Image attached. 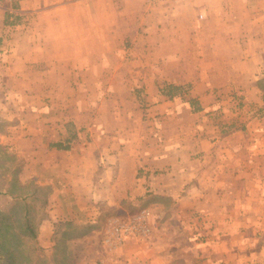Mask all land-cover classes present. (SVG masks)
Instances as JSON below:
<instances>
[{
  "label": "crops",
  "instance_id": "1",
  "mask_svg": "<svg viewBox=\"0 0 264 264\" xmlns=\"http://www.w3.org/2000/svg\"><path fill=\"white\" fill-rule=\"evenodd\" d=\"M0 39V115L16 117L0 181L27 200V240L63 264L92 245L119 264H264V0H0ZM137 82L147 97L184 85L195 106L175 97L143 121L116 100ZM151 207L206 222L183 244ZM134 217L146 230L117 229Z\"/></svg>",
  "mask_w": 264,
  "mask_h": 264
},
{
  "label": "rangeland",
  "instance_id": "2",
  "mask_svg": "<svg viewBox=\"0 0 264 264\" xmlns=\"http://www.w3.org/2000/svg\"><path fill=\"white\" fill-rule=\"evenodd\" d=\"M84 23H87L88 25L93 24L92 19H88L87 21H85ZM96 24L99 22H95ZM94 23V24H95ZM97 35L101 36V37H105V39H108L109 37V41L115 45H118V37L115 40H111L110 37L112 36H103L106 34H102V33H98ZM113 38V37H112ZM114 39V38H113ZM2 39H0V55L2 53H4V50L2 48ZM86 68L87 72H93V69L95 66H84ZM117 83V88H119L121 86V84L119 82ZM159 84H161V91L159 93L160 96L157 95H152L150 97H147V90H146V84L144 82H137L136 86L133 85V89L135 90L134 92H131V96L130 97H126L125 101H122L120 97H116L117 100V105L118 106H124V105H129L131 104V101L134 103L135 108L139 110V112L141 113V116L143 117V121H147L148 120V113H147V109L152 106V105H158V104H163V103H167V104H171L173 103V99L176 97H181L182 102H187L190 103L192 105V107L195 106L194 101L192 100L191 97H189L187 94H184L186 92V86L184 85H175L173 83H169V82H160ZM107 85V82H104V86ZM171 85H175V86H179L180 88L178 90H176L177 92L174 93L173 95H169L171 93L174 92L173 89H171L169 86ZM143 86V87H141ZM106 88V87H104ZM122 89V86H121ZM168 93V94H167ZM102 101L101 103L107 104V101L111 98H108V96L102 97ZM93 100H97L95 97L92 98H84L85 104H89L91 103ZM230 100H232L231 102H233L232 106H239L241 104H243L242 99L239 98H230ZM120 103H122V105H120ZM245 104V102H244ZM143 114V115H142ZM13 113L10 112V110L5 111V115L1 116L0 115V135H4L6 133H8L11 130L12 125L16 122V117H12ZM149 127H151L149 125ZM7 175V172H4L2 174V178H4L3 176ZM1 179V177H0ZM3 180V179H2ZM33 180V179H32ZM3 186V188H0V190L6 189L5 187L7 186L5 181H0V186ZM9 187H10V183H9ZM28 188H17V190H19V192L23 191L26 193ZM9 198L8 196H2L0 195V206H6L8 207L11 203L9 202ZM153 215L157 216L158 221H160L159 218H161V214L163 213V211L165 210H153V208L151 207ZM169 212H172L171 209L169 208L165 213L164 216L166 219H168L169 221L166 223V225L164 226L166 228L167 232H171V234L176 235L177 233H180L181 239H180V243L186 244L185 241L183 240L186 236H191L195 233L198 232V230L200 231L202 227H204V220L200 218H198V222L201 223V225H196L197 227L195 229H193V227H189L187 224L185 225H181L180 227L177 228L176 224H171V215L169 214ZM160 215V217H159ZM185 221V220H184ZM158 226H161V222H158L157 224ZM177 230L179 232H177ZM183 236V237H182ZM24 238H22V241L15 243V246H17L20 250L18 253L19 259L16 258V260L14 261L13 264H63L62 263V256L60 255V252H62V249L60 246L58 245H52V243L54 242H48L47 245L45 247H40L38 242L32 241V240H27ZM166 236H163V239H165ZM170 238V236H169ZM70 240H73V238H70ZM72 242L71 244L73 246H76V240L74 239L73 241H69ZM143 249H146L143 247ZM33 251V252H32ZM35 251H37L35 253ZM83 251V252H82ZM82 251L80 252H76L74 253V256L71 259H69L71 261V264H119V263H115V260H113L112 258L108 257L106 254H103L100 252V250L94 248V246L92 245V247L85 249L82 248ZM34 254V255H33ZM148 256H143V254L140 253H136L135 257H132L128 262V264H141L142 262H145L146 264H151L152 262H154L153 264H156L157 261L156 260V256H153L151 253L148 252ZM51 255L56 256L55 258L52 257ZM178 259V258H177ZM177 259H175V262L178 261ZM157 260L160 264H175L171 262L170 258L167 257H157ZM55 261V262H54ZM180 264H185L188 263L187 260H184L183 258H180ZM3 262L6 264H11V261L9 258L5 257L3 258Z\"/></svg>",
  "mask_w": 264,
  "mask_h": 264
},
{
  "label": "trees",
  "instance_id": "3",
  "mask_svg": "<svg viewBox=\"0 0 264 264\" xmlns=\"http://www.w3.org/2000/svg\"><path fill=\"white\" fill-rule=\"evenodd\" d=\"M169 87L174 90L173 93L169 94L170 96L176 93V90L180 88L179 86L175 85H171ZM2 152L6 154L5 150H3L0 146V168L3 167L2 165L4 163V158H6V156L1 155ZM6 169L10 170V168ZM10 171L12 172L14 170ZM12 174H15V171ZM6 177L7 176L3 178L4 181H7ZM0 195H10L12 197L16 195L22 196L21 193L14 194L13 188H6L4 192L0 190ZM18 196L13 198V205V200H10L9 202L11 204L8 207L2 206V208H0V264H5L3 262L4 256L9 258L11 264H13L16 258L19 259L18 253L20 250L17 246H15V243L22 241V238H24V236H34L33 226L32 223L29 222L30 217L27 215V208L25 209V211H23L14 207L16 205V200H21L23 202L27 201H25L23 197ZM27 237H25V239H27Z\"/></svg>",
  "mask_w": 264,
  "mask_h": 264
},
{
  "label": "built area",
  "instance_id": "4",
  "mask_svg": "<svg viewBox=\"0 0 264 264\" xmlns=\"http://www.w3.org/2000/svg\"><path fill=\"white\" fill-rule=\"evenodd\" d=\"M150 2H154V1H159V0H147ZM145 211V210H144ZM148 214L147 211L143 212V218H145V216ZM141 220L137 217H134L129 224H127L126 226H119L117 229L118 230H122L124 234L127 233H139V231L146 230V228H144V223H143V227L141 225Z\"/></svg>",
  "mask_w": 264,
  "mask_h": 264
}]
</instances>
